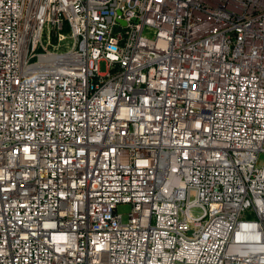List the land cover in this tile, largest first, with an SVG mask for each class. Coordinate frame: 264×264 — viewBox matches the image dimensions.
I'll list each match as a JSON object with an SVG mask.
<instances>
[{"label":"built area","instance_id":"1","mask_svg":"<svg viewBox=\"0 0 264 264\" xmlns=\"http://www.w3.org/2000/svg\"><path fill=\"white\" fill-rule=\"evenodd\" d=\"M262 154L264 0H0V264H264Z\"/></svg>","mask_w":264,"mask_h":264},{"label":"rangeland","instance_id":"2","mask_svg":"<svg viewBox=\"0 0 264 264\" xmlns=\"http://www.w3.org/2000/svg\"><path fill=\"white\" fill-rule=\"evenodd\" d=\"M101 71H105V65L101 64ZM264 162V154H262L259 158L258 164L261 166ZM132 212V207L130 204H122L118 206V213L122 215L123 222L127 223L129 221V214ZM253 217L250 216L249 219Z\"/></svg>","mask_w":264,"mask_h":264}]
</instances>
